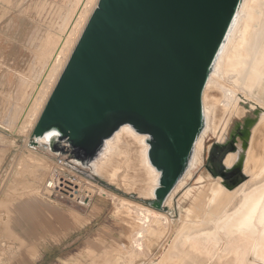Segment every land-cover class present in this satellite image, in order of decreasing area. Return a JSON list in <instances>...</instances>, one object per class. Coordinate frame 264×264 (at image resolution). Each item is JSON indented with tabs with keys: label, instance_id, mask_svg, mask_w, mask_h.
I'll return each instance as SVG.
<instances>
[{
	"label": "water",
	"instance_id": "obj_1",
	"mask_svg": "<svg viewBox=\"0 0 264 264\" xmlns=\"http://www.w3.org/2000/svg\"><path fill=\"white\" fill-rule=\"evenodd\" d=\"M240 2L98 0L30 146L47 136L42 146L63 144L72 163L88 170L105 140L129 125L147 135V157L159 172L147 203L162 211L204 127L202 91Z\"/></svg>",
	"mask_w": 264,
	"mask_h": 264
},
{
	"label": "bare ground",
	"instance_id": "obj_2",
	"mask_svg": "<svg viewBox=\"0 0 264 264\" xmlns=\"http://www.w3.org/2000/svg\"><path fill=\"white\" fill-rule=\"evenodd\" d=\"M97 1L69 0L59 15L60 32L54 29L41 39L35 55L38 67L33 65L30 75L15 71L20 77L18 90L24 94L23 88L31 87L28 96L24 95L27 98L23 97L26 101L19 124H13L19 128V133L23 129L27 132L33 129ZM201 101L203 129L212 115L211 127L217 136L213 146L216 159L208 164V171L216 181L202 184L193 193L191 187L184 190L180 204L193 197L192 205L190 209L181 208L188 216L180 215L176 222L160 210L133 201L147 214L144 220L149 221L153 246L150 255L156 248L162 250L165 243L160 256L157 259L150 256L144 264H264V0H241L235 22L203 88ZM203 129L189 161L191 170L181 185L186 184L201 163L206 134ZM146 139L147 135L135 132L129 125L121 126L105 140L103 149L87 169L94 176L104 175L114 154L119 152L122 156L121 150L128 147L130 163L133 160L142 163L141 174L135 177L143 184L141 194L152 198L159 172L148 160ZM37 141L39 145L47 144L48 137ZM39 158L33 149L25 151L24 161L31 164V169L32 166L35 169L32 164L46 167ZM221 163L226 167L225 177L218 171ZM31 169L32 173L34 169ZM236 171L241 174L238 181L233 178ZM46 181L47 178L43 181V189ZM199 181L202 182L201 178ZM79 183L80 180L75 183L78 191L82 187ZM82 191L71 200L83 206L89 205L94 192H110L89 180H85ZM206 192L210 193L207 199ZM204 198L206 211L204 217L199 218Z\"/></svg>",
	"mask_w": 264,
	"mask_h": 264
},
{
	"label": "rangeland",
	"instance_id": "obj_3",
	"mask_svg": "<svg viewBox=\"0 0 264 264\" xmlns=\"http://www.w3.org/2000/svg\"><path fill=\"white\" fill-rule=\"evenodd\" d=\"M68 1L0 2V264H23V259L27 260V264H144L150 256L157 259L165 249V243L162 250L156 248L150 255L153 246L149 221L144 220L147 214L133 203L136 201L149 206L147 202L150 198L141 194L143 184L135 180L141 172L142 163L134 160L130 163V149L125 147L121 150L122 156L119 152L115 153L109 170L104 175L94 176L89 170L72 163L63 144L54 142L46 147L42 145L32 147L30 146L32 130L27 132L23 129L19 133V128L15 126L19 124L21 109L25 106L24 100L27 98L25 96H28L31 90L30 86L23 88L24 94L18 90L20 78L18 73L30 75L32 71L30 68L33 65L38 67L35 55L41 39L54 29L60 32L59 15ZM212 120L211 115L203 129L206 134L200 165L193 170L186 184L181 185V181L191 170L190 166L187 167L167 197V206L162 209V212L174 222L180 215L188 216L181 208L190 209L192 205L193 197L186 198L180 204L185 189L191 187L193 193L202 184L210 185L216 181L208 171V164L216 159L212 149L217 136L212 131ZM29 148L36 151L37 157L46 164L40 180H33L31 164L24 161L25 151ZM62 161L68 165L62 164ZM53 163L71 170L68 172L71 179L74 174L77 175L76 181L80 180L79 184H82L79 194L84 192L82 190L85 180L101 185L110 192L107 194L94 192L88 206L80 205L74 200L50 196L49 192L42 188V184L44 179L48 178L49 172L54 169L53 166H56ZM222 168L226 173L223 163L218 167L219 173ZM220 175L225 177L221 173ZM240 176V171H236L233 178L238 181ZM200 178L202 182L199 181ZM33 182L39 189L37 192L32 190ZM93 187L95 189L96 186ZM208 196L210 193L206 192L205 198ZM29 198L35 199L30 205L34 215L18 214L14 229H10V217L17 216L13 213L14 210L21 208V203ZM205 198L199 218H203L206 211ZM44 203H48L54 209L47 211Z\"/></svg>",
	"mask_w": 264,
	"mask_h": 264
},
{
	"label": "built area",
	"instance_id": "obj_4",
	"mask_svg": "<svg viewBox=\"0 0 264 264\" xmlns=\"http://www.w3.org/2000/svg\"><path fill=\"white\" fill-rule=\"evenodd\" d=\"M61 163L64 164L65 162L62 161ZM68 172H71V170L65 168V166L63 167L62 165L52 169L46 183L44 184V188L47 192H49L50 196L71 200L72 197L79 194L77 189L78 185H75L78 177L74 174L73 179H71Z\"/></svg>",
	"mask_w": 264,
	"mask_h": 264
},
{
	"label": "crops",
	"instance_id": "obj_5",
	"mask_svg": "<svg viewBox=\"0 0 264 264\" xmlns=\"http://www.w3.org/2000/svg\"><path fill=\"white\" fill-rule=\"evenodd\" d=\"M36 168L32 171V176H33V180L35 181V180H40V178H41V176L44 174V172H45V169H46V167H42V166H38V165H34ZM38 170H39V173H38ZM43 170H44V172H43ZM37 171V172H36ZM41 171H42V173H41ZM37 173V174H36ZM35 175V176H34ZM36 176H37V178H36ZM34 188H37V189H34ZM32 190L33 191H38L39 189H38V187H37V185L36 184H34V182H33V187H32ZM38 198V196L35 198V199H37ZM34 198H29V199H27V200H25V201H23L22 203H21V208H17V209H15L14 210V212L13 213H16L17 214V216H11L10 217V220H11V226L9 225V228L10 229H14V227H15V225H14V223L16 222V220L19 218L18 217V214L21 216V214H25V213H29V216H32V215H34L33 213V211H32V207L30 206V205H32V203H34V200H35ZM40 199V198H39ZM44 205L46 206V209H47V211H50V210H52V209H54V208H52V206L51 205H49L48 203H44ZM22 263L23 264H27V260L26 259H23L22 260Z\"/></svg>",
	"mask_w": 264,
	"mask_h": 264
}]
</instances>
